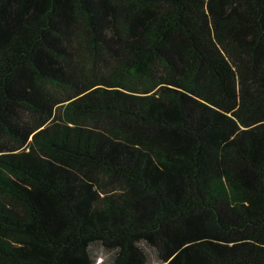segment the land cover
<instances>
[{
	"label": "trees",
	"instance_id": "obj_1",
	"mask_svg": "<svg viewBox=\"0 0 264 264\" xmlns=\"http://www.w3.org/2000/svg\"><path fill=\"white\" fill-rule=\"evenodd\" d=\"M153 261L264 264V0H0V264Z\"/></svg>",
	"mask_w": 264,
	"mask_h": 264
},
{
	"label": "rangeland",
	"instance_id": "obj_2",
	"mask_svg": "<svg viewBox=\"0 0 264 264\" xmlns=\"http://www.w3.org/2000/svg\"><path fill=\"white\" fill-rule=\"evenodd\" d=\"M95 253L97 254V262H98L99 260L104 259L107 256L108 252L100 250V248H96ZM153 264H157V263L153 261Z\"/></svg>",
	"mask_w": 264,
	"mask_h": 264
}]
</instances>
